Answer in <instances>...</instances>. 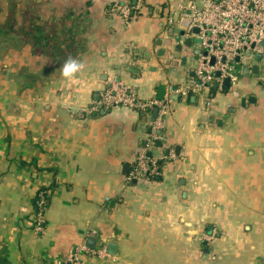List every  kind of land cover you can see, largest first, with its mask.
<instances>
[{
	"label": "crops",
	"instance_id": "obj_1",
	"mask_svg": "<svg viewBox=\"0 0 264 264\" xmlns=\"http://www.w3.org/2000/svg\"><path fill=\"white\" fill-rule=\"evenodd\" d=\"M136 1L0 0V264H54L83 241L104 253L82 264H264V54L194 89L178 0L113 8ZM108 76L169 100L146 180L126 176L157 108L94 109Z\"/></svg>",
	"mask_w": 264,
	"mask_h": 264
},
{
	"label": "built area",
	"instance_id": "obj_2",
	"mask_svg": "<svg viewBox=\"0 0 264 264\" xmlns=\"http://www.w3.org/2000/svg\"><path fill=\"white\" fill-rule=\"evenodd\" d=\"M142 0L134 5L114 4L123 19L130 17L132 8L138 10ZM183 18H188L186 32L200 41V52L195 64L194 74L197 81L191 80L190 87L202 88L215 80L228 78L235 83L241 68L256 61L257 54H264V0H178L172 8ZM196 27L197 32H192ZM219 72V75H216ZM106 87L100 93L93 108H127L132 111H145L156 107L158 114L152 121L147 147H139L134 153V163L126 180L142 181L158 173L156 160L146 153L153 139L158 138L157 131L164 126L165 115L169 110L168 99L139 97L130 86L123 84L113 76L107 77ZM182 89L181 93H185ZM173 156V153H170ZM46 196L40 190L34 202L33 217L35 229H41ZM94 234L95 231H90ZM102 255L104 250H94L85 241L72 247L68 253L54 260V264H82V253Z\"/></svg>",
	"mask_w": 264,
	"mask_h": 264
},
{
	"label": "clouds",
	"instance_id": "obj_3",
	"mask_svg": "<svg viewBox=\"0 0 264 264\" xmlns=\"http://www.w3.org/2000/svg\"><path fill=\"white\" fill-rule=\"evenodd\" d=\"M83 69V64L75 59L69 58L63 65L61 75L65 78H74L75 74Z\"/></svg>",
	"mask_w": 264,
	"mask_h": 264
},
{
	"label": "water",
	"instance_id": "obj_4",
	"mask_svg": "<svg viewBox=\"0 0 264 264\" xmlns=\"http://www.w3.org/2000/svg\"><path fill=\"white\" fill-rule=\"evenodd\" d=\"M135 1H136V0H132L133 3H134ZM183 21H184L185 25H187V23L189 22V19H188V18H183ZM192 30H193L194 32H197V28H196V27L192 28ZM194 41H198V42H199L200 40H199L198 38H195ZM185 42L189 45V44H190V39H186ZM263 45H264V42H263ZM197 52H198V50H197ZM260 57H261V54H260V53L256 55V58H257V59H260ZM245 68L247 69L248 67H245ZM258 68H259L258 65H255V66L253 67L254 71H257ZM246 69H245V70H246ZM216 75H219V72H216ZM214 85L217 86V83H215ZM228 86H229V79H228V78H225V79H224V87L228 88ZM155 114H156V108L153 109V116H154ZM95 240H96L95 238L90 237V238L88 239V244H89L91 247H94Z\"/></svg>",
	"mask_w": 264,
	"mask_h": 264
},
{
	"label": "trees",
	"instance_id": "obj_5",
	"mask_svg": "<svg viewBox=\"0 0 264 264\" xmlns=\"http://www.w3.org/2000/svg\"><path fill=\"white\" fill-rule=\"evenodd\" d=\"M131 16V15H130ZM34 202H35V200H34Z\"/></svg>",
	"mask_w": 264,
	"mask_h": 264
}]
</instances>
